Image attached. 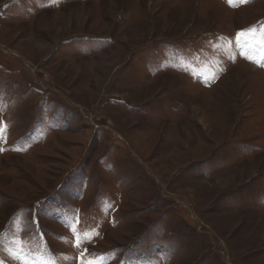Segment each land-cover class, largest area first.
Instances as JSON below:
<instances>
[{"label": "rangeland", "instance_id": "1", "mask_svg": "<svg viewBox=\"0 0 264 264\" xmlns=\"http://www.w3.org/2000/svg\"><path fill=\"white\" fill-rule=\"evenodd\" d=\"M4 225L0 264H264V0H0Z\"/></svg>", "mask_w": 264, "mask_h": 264}, {"label": "trees", "instance_id": "2", "mask_svg": "<svg viewBox=\"0 0 264 264\" xmlns=\"http://www.w3.org/2000/svg\"><path fill=\"white\" fill-rule=\"evenodd\" d=\"M80 184H82L83 186H85V183L84 182L83 183L81 182ZM49 198L50 197H48L46 199L45 198L43 199V201L41 202L43 205L41 203H35L34 202V207L32 209L35 211V206L41 207L40 204L43 206V208H45L47 206L48 207H51V208L54 207V204H50L51 203V199L48 200ZM103 199L104 198H100L98 204H100ZM62 208H64V207H62ZM16 214H19V212L14 213L10 217H14ZM19 217H21V224H20L21 228L23 229V231L25 232V234H30L27 237H30L35 242H39V240H40V236L39 235L41 233H43V231L40 230L39 228L30 227L29 226V223H28L29 221H28V219L25 216H21L19 214ZM34 223H36V225H37L38 221L37 222H34ZM2 237H5L6 239H9V225H4L2 227V229H0V238H2ZM5 249H8V247L6 246ZM0 251H1V246H0Z\"/></svg>", "mask_w": 264, "mask_h": 264}, {"label": "bare ground", "instance_id": "3", "mask_svg": "<svg viewBox=\"0 0 264 264\" xmlns=\"http://www.w3.org/2000/svg\"><path fill=\"white\" fill-rule=\"evenodd\" d=\"M252 70V69H251ZM254 70V69H253ZM254 71H256V70H254ZM254 74V73H253ZM256 74H258L257 72H256ZM252 77V76H251ZM254 80V79H253ZM252 82V81H251ZM249 83V82H248ZM255 85V84H254ZM255 88V87H254ZM257 88V87H256Z\"/></svg>", "mask_w": 264, "mask_h": 264}, {"label": "snow or ice", "instance_id": "4", "mask_svg": "<svg viewBox=\"0 0 264 264\" xmlns=\"http://www.w3.org/2000/svg\"><path fill=\"white\" fill-rule=\"evenodd\" d=\"M238 35H242V33L238 34Z\"/></svg>", "mask_w": 264, "mask_h": 264}]
</instances>
